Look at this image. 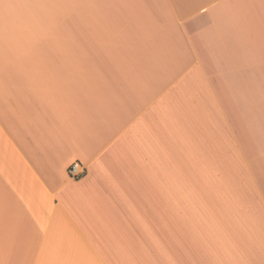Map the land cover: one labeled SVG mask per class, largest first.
I'll return each instance as SVG.
<instances>
[{
    "label": "crops",
    "instance_id": "crops-1",
    "mask_svg": "<svg viewBox=\"0 0 264 264\" xmlns=\"http://www.w3.org/2000/svg\"><path fill=\"white\" fill-rule=\"evenodd\" d=\"M48 3L0 0V264H264V0Z\"/></svg>",
    "mask_w": 264,
    "mask_h": 264
},
{
    "label": "built area",
    "instance_id": "built-area-1",
    "mask_svg": "<svg viewBox=\"0 0 264 264\" xmlns=\"http://www.w3.org/2000/svg\"><path fill=\"white\" fill-rule=\"evenodd\" d=\"M69 175L72 178L79 179L86 173V167L83 165L80 161H74L69 169H68Z\"/></svg>",
    "mask_w": 264,
    "mask_h": 264
},
{
    "label": "rangeland",
    "instance_id": "rangeland-1",
    "mask_svg": "<svg viewBox=\"0 0 264 264\" xmlns=\"http://www.w3.org/2000/svg\"><path fill=\"white\" fill-rule=\"evenodd\" d=\"M40 1L42 2V15L50 16V9H49L50 4L48 3L49 0H40ZM54 13H55V16L61 17L64 11L59 9L58 7V9L54 11Z\"/></svg>",
    "mask_w": 264,
    "mask_h": 264
}]
</instances>
